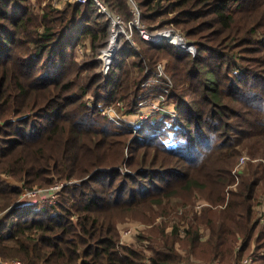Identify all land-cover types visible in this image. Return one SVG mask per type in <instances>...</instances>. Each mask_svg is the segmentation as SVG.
I'll use <instances>...</instances> for the list:
<instances>
[{
  "label": "trees",
  "instance_id": "trees-1",
  "mask_svg": "<svg viewBox=\"0 0 264 264\" xmlns=\"http://www.w3.org/2000/svg\"><path fill=\"white\" fill-rule=\"evenodd\" d=\"M100 1L125 23L133 19L130 0ZM66 2L62 9L47 4L38 15L30 0H0V258L229 264L250 256L264 264V0H133L149 33L172 23L194 51L167 39L149 42L134 30V44L119 35L110 63L104 56L111 21L93 0ZM80 46L83 67L76 60ZM164 58L177 86L171 94L177 120L171 127L165 118L146 120L129 141L131 133L98 106L133 104L149 78L146 68L155 70ZM242 155L251 161L238 174ZM54 174L79 183L63 187L54 203L7 210L21 187L52 185ZM194 192L213 207L204 213L206 243L199 226H191L185 257L174 246L175 230L161 247L150 246L149 257L120 245L117 225L126 217L145 220L165 200ZM196 221L204 223L201 216ZM195 245L204 251L197 254Z\"/></svg>",
  "mask_w": 264,
  "mask_h": 264
},
{
  "label": "rangeland",
  "instance_id": "rangeland-1",
  "mask_svg": "<svg viewBox=\"0 0 264 264\" xmlns=\"http://www.w3.org/2000/svg\"><path fill=\"white\" fill-rule=\"evenodd\" d=\"M30 3L32 5H35V13L40 15L42 13L41 7H44L47 4H50L51 7L55 9H62L67 2L64 4H61L60 8H58V1H55L54 3V0H45L42 2L40 6H36L37 4L36 0H30ZM140 23L142 24L141 21ZM142 25L144 26V24ZM167 26L168 27H165L166 29L163 27L162 29H160V31L172 30L173 34H178L180 36H183L187 44L186 47L189 50L185 51L186 49H182L177 45L175 46L179 48V50H181L182 52L193 53L194 47L189 43V40L187 39V34L183 30L176 28L172 23L167 24ZM133 41H134V37H133ZM116 46H117V43H116ZM108 49H109V46L107 48V51ZM85 54H86V47L80 46L77 50L76 60L81 67H83L82 60L84 59ZM104 59H105V56H104ZM158 66H160L161 68L159 69ZM169 66H170L169 60L164 58V59H161L157 63V65L155 66V70H149L148 68H146V70L144 71V76H149V78H146V80L142 83V85L146 83L148 80H150L151 81L150 84L152 85V87H155L154 90H159V85H157L158 83L156 82L157 80H159V78L155 75V73L157 71L161 72L163 74V77L168 78L171 83V87L167 91L169 93L166 96V100L168 103H171L173 109L176 111L175 108H176L177 100L175 99V97H171V94L172 92L174 94V92L177 91V86H176L174 78L172 79V77L170 76L168 72ZM135 75L136 76L138 75L137 69L135 70ZM142 85H141L140 93L138 95H141V94L145 95L147 92H150L149 95L152 96L153 91H146V88H142ZM92 98L93 96L91 94H87L83 98L84 102L89 107L92 106ZM133 104H135L134 107H133ZM133 104H132V100H131V103L125 100H119L114 103H108V104L102 103V104H99L98 106L99 107L98 113L100 115L105 117L109 122L115 125L118 129H121V130L125 129L131 133V137L129 141H131V139L137 136V132L132 133L131 130L133 131L138 130V127L143 120L137 125V128L131 125H127V123H125L124 120L127 121V120H131L132 118H136V117L138 118V120H140L141 118L144 117V118H148L152 120L153 122L160 121L159 117L153 116L149 118V116L146 117L145 114L142 115L141 113L137 112V110L140 108L137 97L134 100ZM113 105L116 106L114 108L116 113L111 117L112 119H110L109 117L104 115L100 109L105 106H113ZM149 111H151V109ZM152 112L154 111L152 110ZM176 114L178 117L177 111H176ZM165 119H167L164 121L167 127H171L173 122H175V121H172V122L168 121V118H165ZM131 123H134V122H131ZM172 136H173L172 133H170V137ZM166 142L168 146L174 144L173 140L171 139H167ZM124 152L126 156L127 148L125 149ZM249 161L251 160L247 155L240 156L238 158V162L235 165L234 171L238 174L244 172L247 169L246 165ZM121 169L124 173L125 172L130 173V170L127 168L125 169L122 167ZM65 174H67V172ZM54 175L55 176L51 177V179H53L54 181L52 185H48V186L40 185V187L33 186L32 189H30L27 186L21 187L20 195L12 203V206H10L7 210H10L12 208H15L21 205L39 206L45 203H54L57 200L58 194L62 190L63 187L67 185H75L79 183V180H73V179L66 180V181H60L58 179L59 175H56V174ZM3 180H5L10 185L21 186V184L20 185L17 184L14 180H12L9 177H4ZM1 203L2 201L0 200V204ZM211 206H212L211 203L204 196H202L200 193H197V192L192 193L190 196H183L182 198L180 197V198H172L171 200H165L161 208L159 209L155 208L153 212H149L148 217H146L145 220H141V219L135 220L128 216L123 222H120L117 225V229L119 231V237H120V245L124 247H127V246L138 247L140 251H142L147 257H149L151 255L150 246L152 247L153 245L156 248L161 247L164 244L163 240H165L163 239V237L164 236L169 237L172 234V232H174L175 230L176 238H174L175 240L174 246L176 250L182 256L185 257L186 252H188V250L183 245L187 244V241H185V237L187 235L188 230L191 229V226H199L197 229L199 231V237H200L199 241L201 243H206V241L208 240L209 235H210V230L206 228V224H205L206 217H204V213H205L206 208L213 209V207ZM7 210L3 212H6ZM2 214L4 213H0V215ZM197 216H201V219L202 218L204 219V223L198 224V221H196ZM183 241L185 242L183 243ZM194 251L198 254L199 252L202 253L204 250L199 249V247L195 245ZM192 255H194V252L191 253V258H192ZM9 262H19L22 264H26L24 261L18 258H12L8 260H3L0 258V264L9 263ZM191 262H192L191 264H225L219 260L205 261L203 259L202 260L201 259H191ZM40 264H44V263H40ZM146 264H148V262H146ZM229 264H255V262L253 260V257L245 256V258L238 263H236V257H235Z\"/></svg>",
  "mask_w": 264,
  "mask_h": 264
},
{
  "label": "built area",
  "instance_id": "built-area-1",
  "mask_svg": "<svg viewBox=\"0 0 264 264\" xmlns=\"http://www.w3.org/2000/svg\"><path fill=\"white\" fill-rule=\"evenodd\" d=\"M58 1V8H60L61 4H64L67 0H54ZM73 4H85L89 0H69ZM95 4L99 8V12L107 17L111 21V24L113 26L112 29V35L109 42V49L105 54V61L110 63L111 60L114 57L115 51H116V43L118 40L119 35L125 36V38L134 44L133 41V32L134 30L137 31L142 38L145 40L157 43L161 40L167 39L169 41L174 42L175 45L179 46L182 49H186L185 51L189 50L186 47L185 38L183 36H180L178 34H173L172 30H163L156 33H149L147 29L140 23V10L138 6L133 2V0H130L132 3V13H133V19L125 23L119 16L111 13L106 5L101 2L100 0H93ZM175 39V40H174ZM160 69L161 67L158 66ZM155 75L159 78L156 82L159 85V90H154L155 87H152L150 84V80H148L146 83L142 85V88H146V91H153L152 96H150V92H147L145 95L141 94L137 96L138 102H139V109L137 110L138 113H141L142 115L145 114L146 117L149 116L153 117H159V118H168V121H175L177 118L176 111L173 109L171 103H168L166 100V96L168 95L169 88L171 87V83L168 78L163 77V74L161 72H156ZM163 77V78H162ZM162 78V79H161ZM156 91V92H154ZM116 106H105L101 108V112L112 119L111 117L116 113L114 108ZM151 109V111H149ZM152 110L154 112H152ZM149 111V112H147ZM150 120L148 118H141L138 120V118H132L131 120H127L124 122L127 123V125H131L133 127L137 128V125L141 122L143 123L146 120ZM134 122V123H131ZM137 122V123H135ZM140 123V125H141ZM139 125V127H140ZM138 127V128H139ZM127 129V128H126ZM125 130V129H124ZM136 130V129H135ZM132 133H136V131L131 130ZM1 264H22L19 262H9V263H1Z\"/></svg>",
  "mask_w": 264,
  "mask_h": 264
},
{
  "label": "bare ground",
  "instance_id": "bare-ground-1",
  "mask_svg": "<svg viewBox=\"0 0 264 264\" xmlns=\"http://www.w3.org/2000/svg\"><path fill=\"white\" fill-rule=\"evenodd\" d=\"M175 40V39H174Z\"/></svg>",
  "mask_w": 264,
  "mask_h": 264
}]
</instances>
